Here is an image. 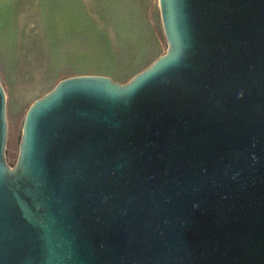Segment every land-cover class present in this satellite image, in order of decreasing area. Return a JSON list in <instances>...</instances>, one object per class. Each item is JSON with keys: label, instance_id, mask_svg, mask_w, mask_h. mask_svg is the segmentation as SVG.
Here are the masks:
<instances>
[{"label": "water", "instance_id": "water-1", "mask_svg": "<svg viewBox=\"0 0 264 264\" xmlns=\"http://www.w3.org/2000/svg\"><path fill=\"white\" fill-rule=\"evenodd\" d=\"M167 51L61 79L7 155L0 264H264V0H157Z\"/></svg>", "mask_w": 264, "mask_h": 264}, {"label": "rangeland", "instance_id": "rangeland-1", "mask_svg": "<svg viewBox=\"0 0 264 264\" xmlns=\"http://www.w3.org/2000/svg\"><path fill=\"white\" fill-rule=\"evenodd\" d=\"M0 0V75L8 98L7 155L15 164L22 126L30 105L63 78L105 74L127 82L167 51L157 29H113L115 24L88 20L58 0ZM102 19V18H101ZM107 27L104 29L103 27ZM133 42L139 46L125 45Z\"/></svg>", "mask_w": 264, "mask_h": 264}, {"label": "crops", "instance_id": "crops-1", "mask_svg": "<svg viewBox=\"0 0 264 264\" xmlns=\"http://www.w3.org/2000/svg\"><path fill=\"white\" fill-rule=\"evenodd\" d=\"M66 6L76 13L88 17L99 16L101 24H115L113 29L137 32L150 30L152 40L157 42V27L152 20V11L157 0H64ZM57 4L59 2L57 0ZM102 18V19H101ZM107 29V27H103ZM132 42L125 45L139 46L133 42L135 39L129 38Z\"/></svg>", "mask_w": 264, "mask_h": 264}]
</instances>
